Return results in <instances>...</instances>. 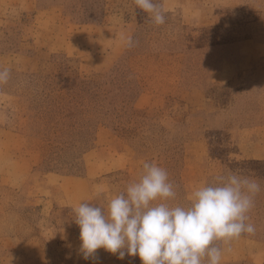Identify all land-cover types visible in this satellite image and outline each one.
<instances>
[{
    "label": "rangeland",
    "instance_id": "obj_1",
    "mask_svg": "<svg viewBox=\"0 0 264 264\" xmlns=\"http://www.w3.org/2000/svg\"><path fill=\"white\" fill-rule=\"evenodd\" d=\"M155 2L162 25L134 0H0V264H141L84 259L73 219L80 203L106 209L145 162L178 205L228 170L256 178V231L241 236L264 242V0ZM56 76L104 99L91 145L77 144L84 121L54 117ZM241 238L217 242L220 264H253L234 252Z\"/></svg>",
    "mask_w": 264,
    "mask_h": 264
},
{
    "label": "clouds",
    "instance_id": "obj_2",
    "mask_svg": "<svg viewBox=\"0 0 264 264\" xmlns=\"http://www.w3.org/2000/svg\"><path fill=\"white\" fill-rule=\"evenodd\" d=\"M155 25L166 17L155 0H134ZM126 43L131 46L132 39ZM10 71L0 69V85ZM261 184L254 177L228 170L212 184H201L188 205L171 203L173 184L162 167L145 162L139 179L113 196L106 209L87 202L75 209L79 250L84 259L103 249L118 259L138 257L141 264H220L221 247L244 233L254 234L249 222Z\"/></svg>",
    "mask_w": 264,
    "mask_h": 264
},
{
    "label": "trees",
    "instance_id": "obj_3",
    "mask_svg": "<svg viewBox=\"0 0 264 264\" xmlns=\"http://www.w3.org/2000/svg\"><path fill=\"white\" fill-rule=\"evenodd\" d=\"M46 80L50 83L49 94L56 96L53 98L54 100L52 102L54 103L56 102V99H60V103H62L59 107L54 108V117L60 115L61 119V114L65 113L63 118L72 121V123H76V121H82L83 123L84 121V128L82 127L80 133H77L78 139H81V141L77 144L78 146H84L83 144L91 145L94 142L95 135L94 128L90 129L92 121L96 120L98 115L108 117V114L110 113H103L104 107L102 103H104V99L100 98V93L97 92V87L93 86L90 88V82L78 78L68 80L65 77L56 76ZM46 80H44V84H46ZM131 85V82L129 85L125 83L123 88L133 91L134 87H130ZM61 95L64 99L60 98ZM125 97L128 98V96ZM78 107L82 109L76 111L75 108ZM48 109H50V107H48ZM90 109H92V111L93 109H96L98 112L94 113ZM63 131L64 129H61L58 132L62 133ZM53 135H55V133H53Z\"/></svg>",
    "mask_w": 264,
    "mask_h": 264
},
{
    "label": "crops",
    "instance_id": "obj_4",
    "mask_svg": "<svg viewBox=\"0 0 264 264\" xmlns=\"http://www.w3.org/2000/svg\"><path fill=\"white\" fill-rule=\"evenodd\" d=\"M83 26L92 27L94 25L85 23ZM240 238L243 239V249L241 251H234L236 252V256H240L241 259L248 258V260H251L253 264H264V242L244 238V236H240ZM234 252L233 254H235Z\"/></svg>",
    "mask_w": 264,
    "mask_h": 264
}]
</instances>
